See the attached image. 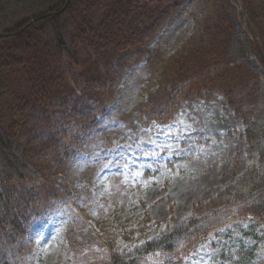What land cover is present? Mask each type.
Segmentation results:
<instances>
[{"label":"trees","instance_id":"16d2710c","mask_svg":"<svg viewBox=\"0 0 264 264\" xmlns=\"http://www.w3.org/2000/svg\"><path fill=\"white\" fill-rule=\"evenodd\" d=\"M170 1L0 0V87L16 82L22 89L14 95L16 125L29 136V144H23L17 131L0 120V264H15L20 243L42 216L44 200L69 198L70 190L58 187L56 176L86 148L110 99L113 80L102 71V53L136 50L152 58L148 43ZM80 48L93 55L101 72L81 71ZM160 69L168 85L142 106L145 113L168 123L196 88L216 85L242 120L245 153H257L258 165L210 199L196 202L177 227L154 237L139 240L144 231L139 227L136 242L121 247L119 239L130 240L134 230L112 224L85 245L68 236L65 264L73 259L76 264L81 259L148 264L150 257L183 264L218 215L264 223V0H211L199 36L185 41ZM63 86L70 89L57 91ZM253 238L258 239L255 233Z\"/></svg>","mask_w":264,"mask_h":264},{"label":"rangeland","instance_id":"374dc122","mask_svg":"<svg viewBox=\"0 0 264 264\" xmlns=\"http://www.w3.org/2000/svg\"><path fill=\"white\" fill-rule=\"evenodd\" d=\"M210 12L211 0L170 1L148 43L152 58L136 50L102 53V71L113 85L99 129L57 174L56 184L70 190L69 198L44 200L42 216L20 243L15 264H65L68 236L85 245L109 224L134 230L130 240L119 239L121 247L136 242L139 227L144 229L139 240L154 237L177 227L196 202L210 199L258 165L257 153H245L242 120L216 85L196 88L168 123H159L142 107L168 85L169 77L160 75L163 61L199 36ZM79 53L82 72H101L93 55L83 48ZM7 84L0 87V120L28 145V134L16 125L14 95L22 89L16 82ZM263 234L260 220L255 226L249 217L220 214L183 264H264ZM80 264L92 263L81 259ZM148 264L161 260L150 257Z\"/></svg>","mask_w":264,"mask_h":264},{"label":"water","instance_id":"95a60500","mask_svg":"<svg viewBox=\"0 0 264 264\" xmlns=\"http://www.w3.org/2000/svg\"><path fill=\"white\" fill-rule=\"evenodd\" d=\"M240 14H241V16H243V12H242V10H241V8H240ZM247 26V28L249 29V26L248 25H246ZM252 34V33H251ZM252 36L254 37V35L252 34ZM256 42V41H255Z\"/></svg>","mask_w":264,"mask_h":264},{"label":"bare ground","instance_id":"6f19581e","mask_svg":"<svg viewBox=\"0 0 264 264\" xmlns=\"http://www.w3.org/2000/svg\"><path fill=\"white\" fill-rule=\"evenodd\" d=\"M238 8H239V10H240V6L238 5Z\"/></svg>","mask_w":264,"mask_h":264},{"label":"snow or ice","instance_id":"6c2138e0","mask_svg":"<svg viewBox=\"0 0 264 264\" xmlns=\"http://www.w3.org/2000/svg\"><path fill=\"white\" fill-rule=\"evenodd\" d=\"M117 147H119V145Z\"/></svg>","mask_w":264,"mask_h":264}]
</instances>
